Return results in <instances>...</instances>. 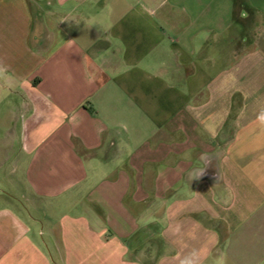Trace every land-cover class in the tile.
<instances>
[{
	"label": "crops",
	"instance_id": "0c3cea01",
	"mask_svg": "<svg viewBox=\"0 0 264 264\" xmlns=\"http://www.w3.org/2000/svg\"><path fill=\"white\" fill-rule=\"evenodd\" d=\"M264 0H0V264H264Z\"/></svg>",
	"mask_w": 264,
	"mask_h": 264
},
{
	"label": "clouds",
	"instance_id": "9594fccd",
	"mask_svg": "<svg viewBox=\"0 0 264 264\" xmlns=\"http://www.w3.org/2000/svg\"><path fill=\"white\" fill-rule=\"evenodd\" d=\"M260 119H261L262 122H264V113L261 114Z\"/></svg>",
	"mask_w": 264,
	"mask_h": 264
}]
</instances>
